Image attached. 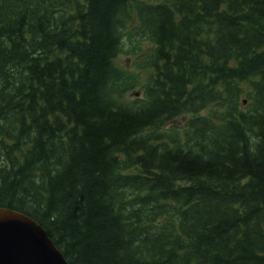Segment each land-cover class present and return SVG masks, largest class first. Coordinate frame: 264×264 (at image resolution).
I'll use <instances>...</instances> for the list:
<instances>
[{"label":"trees","instance_id":"1","mask_svg":"<svg viewBox=\"0 0 264 264\" xmlns=\"http://www.w3.org/2000/svg\"><path fill=\"white\" fill-rule=\"evenodd\" d=\"M0 206L71 264H264V0H0Z\"/></svg>","mask_w":264,"mask_h":264},{"label":"water","instance_id":"2","mask_svg":"<svg viewBox=\"0 0 264 264\" xmlns=\"http://www.w3.org/2000/svg\"><path fill=\"white\" fill-rule=\"evenodd\" d=\"M0 264H71L46 229L27 213L0 206Z\"/></svg>","mask_w":264,"mask_h":264},{"label":"rangeland","instance_id":"3","mask_svg":"<svg viewBox=\"0 0 264 264\" xmlns=\"http://www.w3.org/2000/svg\"><path fill=\"white\" fill-rule=\"evenodd\" d=\"M120 60L122 61H128V55L127 54H122V56L120 57Z\"/></svg>","mask_w":264,"mask_h":264}]
</instances>
